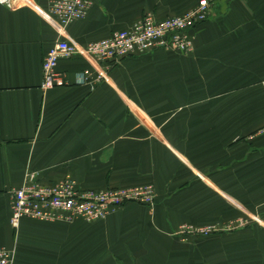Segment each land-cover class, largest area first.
Masks as SVG:
<instances>
[{"label":"crops","instance_id":"0c3cea01","mask_svg":"<svg viewBox=\"0 0 264 264\" xmlns=\"http://www.w3.org/2000/svg\"><path fill=\"white\" fill-rule=\"evenodd\" d=\"M0 4V245L8 264H264V0H214L188 54L128 55L106 81H77L89 59L59 58L65 83L40 88L59 35L46 0ZM197 0H94L64 27L78 45ZM84 189L151 185L154 204L104 218L9 224L25 172ZM246 214L257 221L246 219ZM242 222V221H241ZM181 225H214L179 236ZM192 235V234H191Z\"/></svg>","mask_w":264,"mask_h":264},{"label":"built area","instance_id":"2783aa9c","mask_svg":"<svg viewBox=\"0 0 264 264\" xmlns=\"http://www.w3.org/2000/svg\"><path fill=\"white\" fill-rule=\"evenodd\" d=\"M214 0H197L194 7L178 15L156 17L145 12L137 21L106 36L78 45L69 41L64 27L69 22L83 18L94 0H46L45 14L53 22L59 35L43 52L40 68V88L47 89L65 83L57 70L59 58L79 56L89 59L90 69L82 70L77 81L92 79L95 83L106 81L107 69L128 55H141L155 50H169L188 54L193 50L194 31L209 18ZM4 7L32 5V0H0ZM264 129V127H263ZM154 204L151 185L84 189L76 185L70 175L49 182H40L34 172H25L18 186L9 190V224L16 226L21 218L39 221L70 223L75 220L93 221L104 218L125 203ZM258 220L257 217H252ZM242 221V222H241ZM239 224L244 223L243 220ZM214 225L190 227L181 225L182 234L206 235L217 231ZM10 249L0 245V264H8Z\"/></svg>","mask_w":264,"mask_h":264},{"label":"rangeland","instance_id":"374dc122","mask_svg":"<svg viewBox=\"0 0 264 264\" xmlns=\"http://www.w3.org/2000/svg\"><path fill=\"white\" fill-rule=\"evenodd\" d=\"M251 215H253V214H246V216H245V218L243 217V218H241V219H243V221H245L246 219H253L252 217L253 216H251ZM254 220V219H253ZM214 232H212V233H209V234H206V235H201V234H196L195 232H193V233H190V234H182V233H179V232H177L176 234L177 235H179V236H186V235H190V236H199V237H204V236H209V235H212ZM192 234V235H191Z\"/></svg>","mask_w":264,"mask_h":264}]
</instances>
